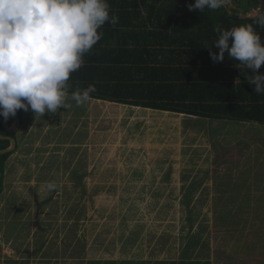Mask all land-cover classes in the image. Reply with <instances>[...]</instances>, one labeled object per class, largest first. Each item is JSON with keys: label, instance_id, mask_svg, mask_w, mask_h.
<instances>
[{"label": "rangeland", "instance_id": "1", "mask_svg": "<svg viewBox=\"0 0 264 264\" xmlns=\"http://www.w3.org/2000/svg\"><path fill=\"white\" fill-rule=\"evenodd\" d=\"M21 127L0 194V264H264V132L148 133L144 144Z\"/></svg>", "mask_w": 264, "mask_h": 264}, {"label": "clouds", "instance_id": "2", "mask_svg": "<svg viewBox=\"0 0 264 264\" xmlns=\"http://www.w3.org/2000/svg\"><path fill=\"white\" fill-rule=\"evenodd\" d=\"M228 0H195L189 11L217 10ZM107 0H0V116L5 121L18 110H31L37 116L68 109V81L84 63L102 38L99 30L106 24L115 26L119 18L110 16ZM255 15V24L264 28V12ZM214 47L213 62H221L225 53L239 63L237 69H248L246 81L257 94L264 93V74L257 70L264 65V44L252 24L225 30L220 25ZM95 86L77 88L71 99L77 106L92 99ZM56 190L55 182L43 186Z\"/></svg>", "mask_w": 264, "mask_h": 264}, {"label": "crops", "instance_id": "3", "mask_svg": "<svg viewBox=\"0 0 264 264\" xmlns=\"http://www.w3.org/2000/svg\"><path fill=\"white\" fill-rule=\"evenodd\" d=\"M147 2L150 3L151 0H147ZM162 6L166 7L165 4ZM228 8L232 9L236 7L230 5ZM254 9L262 12L264 9L262 1L252 6V10ZM141 13L142 15L138 18L128 17L123 20L124 26L121 23V27L116 30L115 28L108 30L103 26L99 30L102 33V38L97 42L99 46L95 52V55L104 56V52L107 54V61L100 66L102 73L98 75L95 84L104 79L110 80V90L120 91L118 95L122 102L141 103L139 104L141 106L120 104L95 98H92L83 105L77 106L76 102L71 99V94H69L66 98V104H70L71 107L68 109L60 108L54 114L46 113L43 117L37 116L35 118V114L31 110L28 112L22 110L26 117V125L24 128L21 127V130L30 128V130L32 129V131L36 132L37 127L40 126L43 130L49 129L50 133H66L68 131H71V133H138L136 135L137 140L144 139V144L149 136L148 133L178 132L193 133L192 135L196 136V133L264 132V124L261 123L210 119L197 116L198 114L193 115L192 113L190 115L186 112L188 105H190V109L195 106V102L191 105L189 100L183 99L187 91V86L185 87L184 83H188V80L192 79L187 75H181L179 70L192 68L183 61L186 54L190 51L186 50V47L179 42V33L175 35L177 38L176 43L168 39L155 40L153 37H150L149 33L156 31L154 28L155 21L151 22L147 19L148 14L142 8V3ZM245 15L247 14H241L240 16L241 18H247ZM164 20L168 21V18L165 17ZM177 22L178 19L176 18L171 20L169 22L170 26L163 32V34L165 33L163 36H166L168 33L172 34L174 24ZM162 24L166 25L164 22ZM157 25L159 24L155 26L157 27ZM238 63L237 61L225 66V71L223 75L221 74L223 78H227L226 81L228 83L233 85V88L229 87L230 91L243 94L242 98H246L244 100L245 105H264V93L257 94L252 89H249L248 95H246V84L250 83L246 81L243 75L249 70L245 68L240 72L235 67ZM111 68L114 70L123 68L124 70L123 72L113 71L109 75L107 70L109 72ZM263 71L264 65L257 70V74ZM185 72L189 73L191 71L186 70ZM194 73L195 71H192L190 74L193 76ZM83 75L86 74L83 73ZM82 78L83 76H81ZM155 83L160 86L159 91L153 86ZM168 85H174V88H169ZM83 87L85 86L81 84L80 88L82 89ZM105 90H108V88ZM154 90H157L155 96ZM105 95L106 97H109L108 95L114 96L110 92L108 95ZM255 96L259 97L256 103L253 102ZM153 104L181 109L182 113H178L180 111L175 112L176 110H160L159 108H154ZM29 121H32L33 124L30 125ZM13 123L9 126L7 125V127H14L15 122ZM218 123L220 125L215 126ZM125 126L128 128H125ZM76 143L75 141L68 142L71 147H76ZM163 143H165V140L155 145L156 151L160 148H165L166 144ZM84 147L87 148L89 153L93 151L91 145H85ZM151 149H153V145L146 147V152L153 153Z\"/></svg>", "mask_w": 264, "mask_h": 264}, {"label": "trees", "instance_id": "4", "mask_svg": "<svg viewBox=\"0 0 264 264\" xmlns=\"http://www.w3.org/2000/svg\"><path fill=\"white\" fill-rule=\"evenodd\" d=\"M139 1H141L142 8L145 9L148 14L147 19L151 22L155 21L154 28L156 31L150 32V37H153L155 40L168 39L174 41L173 43H176L177 38L175 35L176 33H179V42L186 47V50L190 51L186 54L183 61L187 63L186 65L192 68L179 70L181 75H187L192 79L188 80V83H184V86H187V91L183 99L189 100L191 105L195 102V106L191 107V109L193 108V110H191L189 108L190 105H188V110L186 112L190 115L193 113V115L198 114L197 116L210 119H227L237 122L250 121L264 124V105H245L244 100L246 98H242L243 94H240V92H231L229 87L233 88V85L226 81V77L223 78L222 76L225 71L224 67L237 61L228 56L227 53H225V58L221 62H213L210 57V52L219 53V49L214 47V44L218 39V33L214 31L217 25L228 30L233 27L252 24L257 34L260 35L262 44H264V28L255 24V18H241L240 16L241 14L250 13L252 11V6L259 4L260 1L264 4V0H234L236 8L229 9L224 4L221 8L214 11L208 8H205L203 11H189L188 5L195 4V0H151L150 3H148L147 0H107L110 5V16H117L119 20L115 26L111 23H106L104 28L108 30L115 28L116 30L121 27V23L122 26H124L123 20L126 18H138L141 16V3H139ZM245 1H247L246 4H244ZM163 4H165L166 7L162 6ZM180 8L182 9L180 10ZM262 12H264V9ZM165 17L168 18V21L164 20ZM175 18L178 19V22L174 24L173 33H168L166 36H163L165 34H163V32L170 26L169 22ZM162 22L166 23V25L162 24ZM156 24L159 25L156 27ZM98 46V44L94 45L91 51L84 55V63L82 67L71 74L68 81L69 94L74 92L77 88L81 89V84L85 86L82 89H86L89 85L93 84L96 85V91L90 94L92 98L120 104L141 106L139 105L141 103H128V101L122 102L118 95L120 91L110 90V80L104 79L95 84L98 75H101L102 73L100 66L107 61L106 52H104V56L95 55ZM123 70V68L116 70L111 68L109 72L107 70V73L110 75L113 71L123 72ZM186 70L191 72L187 73L185 72ZM192 71H195L193 76L190 74ZM83 73L86 75H83ZM250 74L251 71L249 70L244 73L243 77L246 78L247 76H250ZM259 74H264V71ZM81 76H83L82 79ZM153 86L159 91L160 86H158L157 83ZM168 87L174 88V85H168ZM106 88H108V90H105ZM249 89L253 90L254 85L246 84V95H248ZM157 90L153 91L154 96ZM109 92L114 96L108 95ZM105 94L109 97H106ZM258 100L259 97L255 96L253 102L256 103ZM152 106L154 108H159L160 110H176L175 112L180 111L178 113H182L181 109H175L171 106L163 107L154 104ZM5 122L6 125L9 126L10 123H13L14 121ZM0 131H2L0 132V135L7 137L10 136L16 139L15 134L10 135L3 131V124L1 121ZM10 146V141L0 139V150L8 149ZM13 153L14 152L0 155V170L2 172L0 194L3 191L5 180V163ZM187 264L194 263L189 262Z\"/></svg>", "mask_w": 264, "mask_h": 264}, {"label": "water", "instance_id": "5", "mask_svg": "<svg viewBox=\"0 0 264 264\" xmlns=\"http://www.w3.org/2000/svg\"><path fill=\"white\" fill-rule=\"evenodd\" d=\"M13 118V121L15 122V128H8L6 125V122L4 121V119L0 116V121L3 124V128L5 129V132H7L10 135H13L15 133H17V131L20 129L21 127V121L20 118L18 117V114H16ZM0 139L1 140H7L11 142V147H9L8 149L5 150H0V155H5L7 153H11L14 152L16 150L17 147V141L16 139H14L13 137H6V136H2L0 135ZM1 179H2V172L0 170V187H1Z\"/></svg>", "mask_w": 264, "mask_h": 264}, {"label": "flooded vegetation", "instance_id": "6", "mask_svg": "<svg viewBox=\"0 0 264 264\" xmlns=\"http://www.w3.org/2000/svg\"><path fill=\"white\" fill-rule=\"evenodd\" d=\"M7 137V136H6ZM10 137V136H9Z\"/></svg>", "mask_w": 264, "mask_h": 264}]
</instances>
